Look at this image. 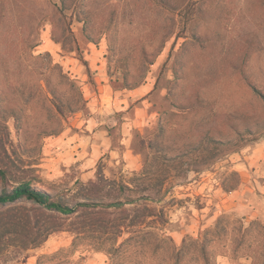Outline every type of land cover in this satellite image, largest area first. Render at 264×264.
I'll use <instances>...</instances> for the list:
<instances>
[{"label": "rangeland", "instance_id": "obj_1", "mask_svg": "<svg viewBox=\"0 0 264 264\" xmlns=\"http://www.w3.org/2000/svg\"><path fill=\"white\" fill-rule=\"evenodd\" d=\"M66 2L0 0L3 143L34 188L76 206L125 186L164 227L84 232L80 211L0 264H264V0Z\"/></svg>", "mask_w": 264, "mask_h": 264}, {"label": "trees", "instance_id": "obj_2", "mask_svg": "<svg viewBox=\"0 0 264 264\" xmlns=\"http://www.w3.org/2000/svg\"><path fill=\"white\" fill-rule=\"evenodd\" d=\"M63 1L67 5L66 0ZM77 9L83 11L82 5ZM136 88L137 85L131 89ZM54 95L59 98L56 92ZM63 106L64 103L61 101L58 104L61 113H64ZM5 112V106L0 104V258L12 248L28 251L42 246L52 235L65 231L64 222L80 211L87 217L79 228L84 232L90 230L102 234L113 231L122 233L124 227H141L149 223L161 224L164 227V223L161 222L165 215L163 211H158L157 208L146 203L139 204L148 200L150 195L142 194L143 196L138 198L130 194L126 195L125 186L120 189L115 185L112 186L101 202H80L76 206H70L60 198L34 188L32 180L16 172L17 169H21L3 143V140L10 137L8 118L3 116ZM106 198L109 200H105ZM24 202H32L47 213L57 214L59 220L57 222L49 220L46 223L35 221L29 211L22 208L21 203ZM129 220V226H125ZM221 225L220 220L214 228L205 232L206 241L201 244L204 255L207 254V244L213 242L208 240V237L212 233L219 234ZM199 240L191 239L193 243ZM131 241L129 239L123 245L128 246ZM188 243V239H185L181 248L174 249L176 259L179 260L183 256ZM207 262L209 263L210 260L207 259Z\"/></svg>", "mask_w": 264, "mask_h": 264}, {"label": "crops", "instance_id": "obj_3", "mask_svg": "<svg viewBox=\"0 0 264 264\" xmlns=\"http://www.w3.org/2000/svg\"><path fill=\"white\" fill-rule=\"evenodd\" d=\"M139 93H144V92H141V91H140ZM154 117H155V116H152V119H153ZM152 119L150 120V122H152L153 124H155V121H157V119H156V118H155L154 120H152ZM139 120H140V119H139ZM138 157H139V156H138Z\"/></svg>", "mask_w": 264, "mask_h": 264}]
</instances>
